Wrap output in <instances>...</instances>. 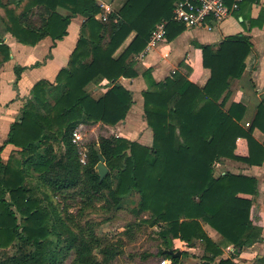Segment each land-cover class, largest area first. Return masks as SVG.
Masks as SVG:
<instances>
[{"label":"trees","instance_id":"16d2710c","mask_svg":"<svg viewBox=\"0 0 264 264\" xmlns=\"http://www.w3.org/2000/svg\"><path fill=\"white\" fill-rule=\"evenodd\" d=\"M175 1L122 0L101 20L96 18L101 11L96 0H0V29L28 45L46 36L60 40L73 16L84 17L67 65L54 83L41 79L33 85L0 147L17 148L5 161L0 156V249L16 248L0 264H57V254L72 249L78 264H108L115 257L117 249L102 245L90 227L75 231L68 208L58 209L52 198L71 189L83 206L102 198L109 209L119 208L123 198L136 192L133 211L147 212V221L159 224L158 254L170 264H185L181 258L188 254L181 250L180 257L171 256L168 250L175 241L187 247L201 241L198 264H233L242 249L259 238L261 230L252 218L258 179L231 170L214 175V164L222 159L250 166L264 162V143L253 135L254 130L264 133V94L247 127L240 123L244 103L232 101L226 107L232 81L242 76L251 52L248 36L229 35L216 45L197 43L202 66L210 73L202 86L186 72L156 81L150 69L143 71L150 146L99 135L86 143L87 161L82 163L71 141L81 123L113 126L125 119L133 96L119 79L138 75L133 57L144 48L155 24L170 18ZM246 1L241 0L238 9ZM257 22L251 19V25ZM185 28L170 21L166 38L172 40ZM9 57L10 47L0 37V64ZM28 67L15 66L16 75ZM104 79L105 92L94 97L87 86ZM99 154L109 168L103 179L96 170ZM205 224L232 246L229 256L209 237ZM61 241L64 245L58 246ZM95 249L102 259L94 255Z\"/></svg>","mask_w":264,"mask_h":264},{"label":"crops","instance_id":"0c3cea01","mask_svg":"<svg viewBox=\"0 0 264 264\" xmlns=\"http://www.w3.org/2000/svg\"><path fill=\"white\" fill-rule=\"evenodd\" d=\"M96 1L100 7L101 4L103 5L101 13L104 12V7H107L108 11H105L109 13L110 7L114 6L112 0ZM59 11L65 12L62 8H59ZM251 19H257L258 22L251 25ZM83 20L84 17L80 14L73 16L67 28L68 33L62 39L54 41L50 36H46L35 45L21 43L11 34L1 32L0 29V37L10 47L9 59L0 64V147L7 138L11 123L18 119L22 108L30 97L33 85L41 79L54 83L58 71L67 65L80 35ZM229 35H246L252 43L251 52L245 60V70L239 79L232 81V91L226 102V107L232 101H240L245 104L246 110L240 123L247 127L264 94V0H247L228 17L215 22L211 30L204 27H186L172 40L165 38L152 53L143 59L136 56L134 66L138 75L119 79V82L130 90L133 96V102L125 119L113 126L101 123H81L78 127L87 126L90 128L94 132L92 140H96L99 135L105 137L112 135L126 137L150 146L152 130L147 125L143 113L142 92L148 87L142 75L143 71L150 69L151 75L156 81L163 80L170 75L172 70L184 71L188 73L189 80L202 86L210 73L207 68L202 66L201 49L197 43L216 45ZM131 37L132 34L123 46L129 42ZM37 61L40 62L38 66L28 67ZM15 66L28 68H25L17 76L14 70ZM183 66L188 68V72ZM106 85L107 80L105 79L99 84L92 83L93 91L99 93V95L93 96L102 95L106 90ZM253 135L259 142L264 143V133L254 130ZM14 149H17L14 145L5 144L0 151L1 159L5 161ZM56 150L61 151L62 144L59 147L56 145ZM218 164L223 169L252 175L258 179V193L252 196V218L261 233L253 244L242 249L240 254L234 258L233 264H264V162L261 165L250 166L226 158L220 160ZM52 199L55 200V197ZM204 228L214 241L220 242L224 246L230 245L223 241L221 236L209 225H204ZM196 249L188 247L190 255L182 257L181 260L185 264H198L197 258L193 257ZM223 251L225 250L223 249Z\"/></svg>","mask_w":264,"mask_h":264},{"label":"rangeland","instance_id":"374dc122","mask_svg":"<svg viewBox=\"0 0 264 264\" xmlns=\"http://www.w3.org/2000/svg\"><path fill=\"white\" fill-rule=\"evenodd\" d=\"M121 1L122 0H112L111 2L113 5H118ZM63 11L65 10L63 9ZM1 32L4 31L1 29ZM1 42H4L2 37ZM133 58H137L136 55ZM183 68L186 67L183 66ZM172 71L170 74H172ZM178 72L184 73V71ZM91 84L87 86V89L91 91L92 95H99V93H95L93 91ZM78 129L81 132L86 143L92 141L94 132L90 128H88L87 126H82L78 127ZM218 162L219 161L214 164V175H219L226 170L223 169V167H220V164H218ZM63 195H65V197H63ZM80 198V195L76 194V189H71L67 192H64L62 196L56 195L55 203L58 206L59 210L63 211L64 209L68 208V211L71 212L72 216H74L72 227L75 231H79L80 227H83L84 229H87L85 227H90V231L94 232L97 239L101 241L102 245H108L109 247H114L118 250L115 257L108 264L162 263L163 257L158 254L159 249L162 247L161 239L158 235L160 226L159 224L151 225L150 222L147 221L150 220L149 213H134L133 208L135 207L139 198V195L136 192H133L132 194L123 198V200L121 201V206L116 209H109L105 207L102 198L94 199L90 205L85 207L83 206ZM206 228L208 229V227ZM209 237L213 240L210 235ZM215 242L225 250L223 251L224 255L226 253L225 256H229L231 254L232 250H226L227 246L222 245L220 242ZM59 243L60 245L58 246H63L65 242L61 241ZM203 245L204 244L201 241L197 240L192 246L194 248H197L195 250V254H193V257H196L198 262H200V255L202 254V250L199 249H203ZM188 247L185 246V244L181 241H175L173 243V249H179L188 253L183 257H188L190 255V250H188ZM15 253V247L0 249V260L3 259L4 255H12ZM94 255L99 260L102 259L101 254L98 252V249L94 250ZM57 257L59 259L57 264H78L74 262L75 253L73 249L66 252L65 250H62L57 254Z\"/></svg>","mask_w":264,"mask_h":264},{"label":"built area","instance_id":"2783aa9c","mask_svg":"<svg viewBox=\"0 0 264 264\" xmlns=\"http://www.w3.org/2000/svg\"><path fill=\"white\" fill-rule=\"evenodd\" d=\"M240 1L241 0H176L170 18L162 19L155 24L146 45L136 56L143 59L165 40L167 26L170 21L184 24L187 28L204 27L211 30L215 22L228 17L237 10ZM101 7L103 8L102 4ZM105 10L108 11L107 7H104L103 13L97 14L98 19H106L108 12ZM174 72L175 70L172 71V73ZM71 141L77 146L80 162L85 163L87 161L88 149L86 141H84L78 128L73 130ZM226 250H232L231 246L228 245ZM170 262V259L163 258L161 264H170Z\"/></svg>","mask_w":264,"mask_h":264},{"label":"water","instance_id":"95a60500","mask_svg":"<svg viewBox=\"0 0 264 264\" xmlns=\"http://www.w3.org/2000/svg\"><path fill=\"white\" fill-rule=\"evenodd\" d=\"M96 170L98 172L99 178L103 179L109 172V168L104 163V158L99 154V162L96 165ZM168 253L173 257H180L181 256V250H173L169 249Z\"/></svg>","mask_w":264,"mask_h":264}]
</instances>
